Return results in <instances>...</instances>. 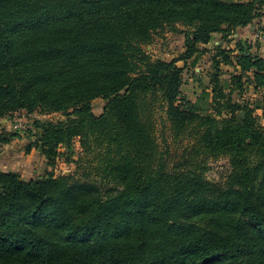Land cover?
<instances>
[{"label": "trees", "instance_id": "trees-1", "mask_svg": "<svg viewBox=\"0 0 264 264\" xmlns=\"http://www.w3.org/2000/svg\"><path fill=\"white\" fill-rule=\"evenodd\" d=\"M263 15L264 0H0V120L63 112L34 121L26 153L35 146L53 165L78 139L116 184L103 193L72 174L0 169V264H264V96L241 98L264 89V56L234 37ZM178 24L185 50L153 59L145 46ZM207 51L210 84L192 100L178 62L196 66ZM159 108L190 140L175 165L158 141ZM20 137L0 132V144ZM221 155L233 170L214 184L199 165Z\"/></svg>", "mask_w": 264, "mask_h": 264}, {"label": "rangeland", "instance_id": "rangeland-1", "mask_svg": "<svg viewBox=\"0 0 264 264\" xmlns=\"http://www.w3.org/2000/svg\"><path fill=\"white\" fill-rule=\"evenodd\" d=\"M254 25L256 34L251 32L250 26L244 29V32L239 28L234 34L235 38L248 39L254 43V50L260 52L264 56V41H261L257 34L264 29V15L260 17ZM178 30H172L169 27L160 30L154 35L152 43L145 46L147 53L153 58H162L171 60L180 56L185 50V33L187 28L181 24L177 25ZM184 30V31H183ZM218 39L211 41L207 45H201L202 48L213 49L214 43H218ZM225 45L228 43L225 42ZM231 46L234 43L230 44ZM210 51L200 55L196 66L193 59L188 62L179 61L178 65L184 68V84L182 92L184 96L196 100L202 92V88L210 84L209 72L212 69V62L209 60ZM223 78L229 79L230 72L233 70L230 66L223 65ZM264 96V89L261 92L255 93L252 87L245 89L242 94V100L252 102ZM106 101L103 98H97L92 101V109L95 114L99 115L103 112ZM255 114L261 117V122L264 124V114L262 109H257ZM14 120L8 119L0 120V132H9L13 128L23 127L20 129L22 137L14 139L10 143L0 144V169L4 171L19 172L25 178H40L47 174L53 173L56 176L61 173L72 174L79 180H92L100 185L101 191L107 192L109 189L115 187L114 182H105L100 177L99 173L94 169L93 154L83 152L78 139L73 143V153L66 151L65 147L61 148V155L56 159L53 165H47L46 158L41 155L38 149L34 146L30 153L24 150L25 144L29 142L28 129L34 128V121L50 120L58 121L66 117L63 112L42 113L35 111L32 113L27 110H21L14 114ZM18 124H23L22 126ZM157 136L162 149H169V159L172 164L178 161H183L189 156L190 140L187 138H176L171 130V124L167 119L166 113L162 109H158L156 113ZM25 126V127H24ZM66 152V153H65ZM70 155V156H69ZM199 169H204L206 179L214 184H224L233 170L231 157L228 155H221L218 157L203 158Z\"/></svg>", "mask_w": 264, "mask_h": 264}, {"label": "built area", "instance_id": "built-area-1", "mask_svg": "<svg viewBox=\"0 0 264 264\" xmlns=\"http://www.w3.org/2000/svg\"><path fill=\"white\" fill-rule=\"evenodd\" d=\"M257 37L261 40V41H264V29L261 30L258 34H257ZM20 126H22L23 124H18ZM18 127L17 129H21L23 127H19V126H16ZM25 127V126H24Z\"/></svg>", "mask_w": 264, "mask_h": 264}, {"label": "crops", "instance_id": "crops-1", "mask_svg": "<svg viewBox=\"0 0 264 264\" xmlns=\"http://www.w3.org/2000/svg\"><path fill=\"white\" fill-rule=\"evenodd\" d=\"M257 22H255L254 24H252V25H250V29H251V32L254 34H256V28H255V24H256ZM256 26H257V24H256ZM245 28H247V27H245ZM245 28H240L242 31L241 32H244V29ZM215 39H219V36H215Z\"/></svg>", "mask_w": 264, "mask_h": 264}]
</instances>
